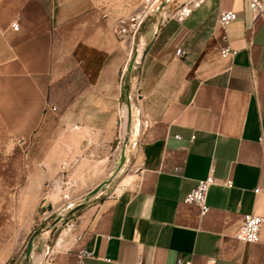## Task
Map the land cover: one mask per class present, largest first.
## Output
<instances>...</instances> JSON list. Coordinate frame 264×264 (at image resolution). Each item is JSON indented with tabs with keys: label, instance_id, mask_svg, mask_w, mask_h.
Listing matches in <instances>:
<instances>
[{
	"label": "crops",
	"instance_id": "obj_1",
	"mask_svg": "<svg viewBox=\"0 0 264 264\" xmlns=\"http://www.w3.org/2000/svg\"><path fill=\"white\" fill-rule=\"evenodd\" d=\"M172 1L0 0V168L15 153L58 173L65 145L88 179L102 180L129 160L113 146L121 103L136 122L131 179L140 187L84 207L80 238L54 264H137L139 254L140 264H177L178 257L262 264L264 226L256 243L238 241L235 232L246 214L264 216V17L246 0H218V12L232 8L238 17L224 28L217 12L208 24L206 0L196 16L165 19L139 80L122 88L134 35L131 22L120 31L117 21ZM226 45L237 53L223 57ZM211 166L218 181L201 215L184 198ZM82 247L93 255L80 262Z\"/></svg>",
	"mask_w": 264,
	"mask_h": 264
},
{
	"label": "rangeland",
	"instance_id": "obj_2",
	"mask_svg": "<svg viewBox=\"0 0 264 264\" xmlns=\"http://www.w3.org/2000/svg\"><path fill=\"white\" fill-rule=\"evenodd\" d=\"M205 1L173 0L167 9L156 8V6L147 9L143 21L134 34V46L122 76V88H125L129 78L135 82L139 80L147 55L146 47L158 26L170 17L175 16L177 19L178 12L187 3L193 11V16H196L203 7L197 8L198 5L194 4L203 5ZM210 1L212 6L206 10L207 18H209L206 21L208 24L212 22V17H215L218 12L216 9L218 0ZM142 10L144 9H141L139 13L129 15L130 18L138 19L143 14ZM207 23L203 28H200L201 31L209 29ZM146 33L148 35H145L144 38ZM139 49L141 50L140 54ZM125 106V103H121L120 111ZM128 121V118L127 122L117 118L115 122L116 138L113 140V146H119V149L126 151L129 160L126 163H120L111 174H106L102 179L103 182L98 178L91 181L88 179V175L83 173L81 168L79 169L81 159L79 156H74L72 147L60 146L66 165L55 174H51L48 167H42L37 163L30 164L26 154L21 156L20 154L7 153V166L0 169V213H5L7 217L0 226V264H36V258L40 254L43 255L38 264H54L59 261V257L77 237L75 232L82 209L111 194L120 183L128 182L131 175L134 174L133 162L137 157L139 142L133 132L136 122L129 123ZM124 124H126L125 129ZM127 139L128 141H126ZM125 144L128 147H125ZM92 158L100 157L93 155ZM58 178L62 179L60 188L57 187L56 180ZM37 179L42 181L41 185L31 183ZM100 183L104 184L103 187L90 196V192ZM32 236H42L46 240L45 243H32V250L28 253V241ZM9 240L13 243H3Z\"/></svg>",
	"mask_w": 264,
	"mask_h": 264
},
{
	"label": "built area",
	"instance_id": "obj_3",
	"mask_svg": "<svg viewBox=\"0 0 264 264\" xmlns=\"http://www.w3.org/2000/svg\"><path fill=\"white\" fill-rule=\"evenodd\" d=\"M247 7L249 11L254 16H262L264 17V0H246ZM194 5H199V3H195ZM147 9H150L149 7L144 9L142 11L143 14L139 16L138 19L126 17V18H120L116 24H118L120 31H126V28L123 26L125 21L130 20L131 24L130 27L132 29L133 35L138 29L139 24L143 21V17L146 14ZM191 12V8L188 7V3L183 6L182 10H180L179 17L177 20L182 21L184 17H186ZM175 17V16H174ZM238 17L237 11L232 8H223L219 11L217 22L222 27H227L232 21L236 20ZM176 18V17H175ZM12 27L14 30L19 29V23L18 22H12ZM221 55L223 57H231L237 53V49L226 45L221 48ZM177 54L181 53V48H177L176 50ZM51 108L53 110H56V106L52 105ZM119 120H122L124 118V112L122 109V112L119 114ZM177 138H181L180 135H176ZM262 145H264V134L259 138ZM179 166H176L175 169H179ZM215 169L213 166L210 167L209 172L206 177L201 178L197 181L196 186L191 189L187 193V195L184 198V202L190 205H195L199 208V212L201 215H205L210 211V205L207 203V192L209 187L216 183L218 181L217 177L215 176ZM141 185L140 180H132L130 179L126 183H120L119 186L116 188L115 191H113L108 196L116 197L117 193L123 189L131 188H139ZM260 189L256 188L255 191L258 192ZM264 226V216L258 215V214H246L238 226L236 232H235V238L238 241L242 242H252L256 243L260 241V232L261 228ZM77 238L79 239L80 236L78 235ZM93 252L86 249V248H80L78 251V260L82 262L84 257L92 256ZM143 255L139 254L137 258V264H140L141 259ZM216 257H209L205 264H215ZM177 264H194L191 259H184L182 257H178ZM262 264H264V254H263V261Z\"/></svg>",
	"mask_w": 264,
	"mask_h": 264
},
{
	"label": "water",
	"instance_id": "obj_4",
	"mask_svg": "<svg viewBox=\"0 0 264 264\" xmlns=\"http://www.w3.org/2000/svg\"><path fill=\"white\" fill-rule=\"evenodd\" d=\"M151 44H152V41L148 44V46L146 47V51L145 52H147V50H148V48L151 46ZM103 183H100L99 185H97L91 192H90V195H94L96 192H98V190H100L102 187H103ZM33 238H34V236H32L31 238H30V240H29V242H28V249H27V252L28 253H30L31 252V250H32V241H33Z\"/></svg>",
	"mask_w": 264,
	"mask_h": 264
},
{
	"label": "bare ground",
	"instance_id": "obj_5",
	"mask_svg": "<svg viewBox=\"0 0 264 264\" xmlns=\"http://www.w3.org/2000/svg\"><path fill=\"white\" fill-rule=\"evenodd\" d=\"M140 53H141V50L139 49V54H140ZM137 61H138V60H137ZM123 112H124L125 122H127L128 112H127V107H126V106L124 107ZM125 125H126V124H124V129H125ZM125 131H126V130H125ZM56 182H57V187L60 188V187H61V184H62V179H61V178H58V179L56 180ZM60 243H61V242H60ZM42 255H43V254H40L39 256H37V258H36V264H38V263L41 261V259H42Z\"/></svg>",
	"mask_w": 264,
	"mask_h": 264
},
{
	"label": "trees",
	"instance_id": "obj_6",
	"mask_svg": "<svg viewBox=\"0 0 264 264\" xmlns=\"http://www.w3.org/2000/svg\"><path fill=\"white\" fill-rule=\"evenodd\" d=\"M160 34H161V33H160ZM160 34H159V36H158L157 39H159ZM155 44H156V42H154V43L151 45V47L154 46ZM148 49H149V48H148ZM70 77H71V74H70L69 76H67L66 79H64L63 81H61V84H63V83H67V82L69 81V78H70ZM0 169H1V168H0ZM6 218H7V217H6V214L3 213V212H1V213H0V226L3 224V222L5 221Z\"/></svg>",
	"mask_w": 264,
	"mask_h": 264
}]
</instances>
